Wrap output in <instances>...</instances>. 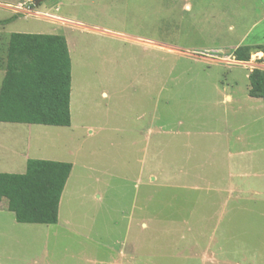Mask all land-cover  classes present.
<instances>
[{
    "label": "rangeland",
    "instance_id": "obj_1",
    "mask_svg": "<svg viewBox=\"0 0 264 264\" xmlns=\"http://www.w3.org/2000/svg\"><path fill=\"white\" fill-rule=\"evenodd\" d=\"M18 1L0 0V21L18 16L4 31L67 39L72 130L46 136L73 168L56 225L0 202V264H264V103L229 63L264 22L224 0Z\"/></svg>",
    "mask_w": 264,
    "mask_h": 264
},
{
    "label": "trees",
    "instance_id": "obj_2",
    "mask_svg": "<svg viewBox=\"0 0 264 264\" xmlns=\"http://www.w3.org/2000/svg\"><path fill=\"white\" fill-rule=\"evenodd\" d=\"M18 16L1 20L5 25ZM254 53L263 54L264 45L239 46L232 56L248 63ZM0 122L69 127L71 61L61 35L12 33L2 61ZM248 96L264 103V70L254 68L248 75ZM70 163L28 160L24 174L0 173V202L19 224L55 225L61 195L71 173Z\"/></svg>",
    "mask_w": 264,
    "mask_h": 264
},
{
    "label": "crops",
    "instance_id": "obj_3",
    "mask_svg": "<svg viewBox=\"0 0 264 264\" xmlns=\"http://www.w3.org/2000/svg\"><path fill=\"white\" fill-rule=\"evenodd\" d=\"M21 2L22 1L19 0L16 5L20 9H22V6H23ZM219 7L222 10L221 11L218 10V13L222 15H229V14L239 15L240 13H238V10H232V9H236V8L242 9L241 11L243 15L251 16L250 17L251 18V23H250L251 29H254L261 22H264V0H243L242 4L230 3V1L224 0L223 3L219 4ZM186 8H188V6ZM23 9L21 10L23 11L22 13L26 12L25 7H23ZM25 16L27 17V15ZM45 19L51 20L49 22L51 24H62V25L64 24V21L62 20V18H59L56 16H52V18H45ZM5 25H0V85L4 77V70L2 67L3 53L5 52L9 36L10 34H12V33H7L6 31H4ZM17 33H22V32H17ZM25 34L50 35V33H44V32H35V33L26 32ZM63 37L65 38L66 43H67L66 37L65 36ZM256 45H260V44H252V45H247V46H256ZM258 55H259L258 59L261 60L263 57V54L259 53ZM251 63L252 62L249 61L248 63H237V64H240L243 66L248 65L249 66L248 75H249V73L253 70L251 67ZM261 70H264V69H261ZM248 75H247V79H248ZM70 96H71V90H70ZM225 100L229 102L231 101V97L227 95L225 97ZM70 119H71V115H70ZM38 126L48 127V128L47 130H43V129L38 130L36 128ZM71 130H72V125H70L69 127H51V126L0 122V173L1 174H24L26 170L27 161L33 160V159L67 163L65 162V159H62L64 157L58 152H56L58 149V144L62 143L61 140L53 139L50 137L48 138L46 135L54 134V133L62 134L65 131H71ZM72 168H73V165H72ZM165 176H166V170H165ZM58 214H59V208H58ZM15 223L17 224L16 221ZM18 225H23V224L18 223ZM28 225H36V224H28ZM12 226H13V223L7 220L5 215L0 214V241H2L3 244H6L11 239V236L13 235V231L11 230ZM45 226H49V225H45ZM16 234L18 237L22 235L24 239H28L29 237L36 238V239H38V237H43L42 234L38 232L22 233L18 231ZM22 244L23 243H21V245ZM21 248L23 249L24 247H21ZM4 252L5 251H3V253ZM121 255L123 256V254ZM101 264H105V263L101 262ZM109 264H116V263L111 262Z\"/></svg>",
    "mask_w": 264,
    "mask_h": 264
},
{
    "label": "built area",
    "instance_id": "obj_4",
    "mask_svg": "<svg viewBox=\"0 0 264 264\" xmlns=\"http://www.w3.org/2000/svg\"><path fill=\"white\" fill-rule=\"evenodd\" d=\"M26 12L29 13V14H31V13L29 12V10L26 11ZM207 56H208V55L206 54V57H207ZM229 63H230V64H237V62H235V61H233V62H230V61H229Z\"/></svg>",
    "mask_w": 264,
    "mask_h": 264
},
{
    "label": "water",
    "instance_id": "obj_5",
    "mask_svg": "<svg viewBox=\"0 0 264 264\" xmlns=\"http://www.w3.org/2000/svg\"><path fill=\"white\" fill-rule=\"evenodd\" d=\"M38 1H40V0H35V3L34 4L36 5Z\"/></svg>",
    "mask_w": 264,
    "mask_h": 264
}]
</instances>
